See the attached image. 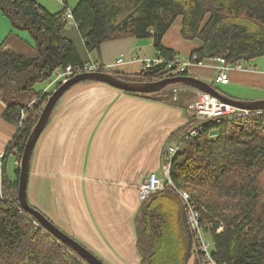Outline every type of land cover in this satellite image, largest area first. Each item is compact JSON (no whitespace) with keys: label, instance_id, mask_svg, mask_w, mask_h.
I'll return each instance as SVG.
<instances>
[{"label":"trees","instance_id":"obj_1","mask_svg":"<svg viewBox=\"0 0 264 264\" xmlns=\"http://www.w3.org/2000/svg\"><path fill=\"white\" fill-rule=\"evenodd\" d=\"M67 7L50 12L37 0H0V11L13 28L30 32L36 52L27 56L3 46L16 37L13 32L0 46V97L6 105L1 116L18 128L5 152V157L16 156V179L0 176V264H89L37 226L38 220L18 201L20 159L54 91H49L50 83L40 91L35 86L51 82L58 68L86 63L74 41L63 34ZM71 11L90 53L98 52L105 40L128 34L151 37L157 56L174 59L176 53L163 45V37L182 16L183 38L202 43L191 53L197 62L220 56L229 63H249L264 56V0H78ZM241 17L254 28L240 22ZM198 68L202 67L181 75L196 76L192 72ZM170 71L162 64L116 75L152 82L170 77ZM205 71L215 75L213 69ZM208 77L211 81L205 80L222 92L215 76L214 80L211 73ZM189 89L194 88L172 85L150 93L125 92L186 109ZM187 116L189 122L171 135L181 142L171 165L174 186L150 193L136 215L140 264H189L191 259V264H204L201 252H196L197 234L189 224L188 207L176 189L190 193L203 232L212 239V257L219 264H264V115L199 121L197 134L185 137L195 121Z\"/></svg>","mask_w":264,"mask_h":264},{"label":"crops","instance_id":"obj_2","mask_svg":"<svg viewBox=\"0 0 264 264\" xmlns=\"http://www.w3.org/2000/svg\"><path fill=\"white\" fill-rule=\"evenodd\" d=\"M37 1L51 12L66 5L71 9L77 3ZM182 27L183 17L177 16L163 37V45L180 61L202 46L199 39H184ZM15 31L11 26L3 33L7 36L13 32L18 38ZM70 35L83 62L90 56L106 65L115 64L122 56H157L151 37L123 34L105 40L98 52L90 53L81 34ZM10 42L6 48L14 50ZM141 69L139 61L125 62L112 73L133 74ZM195 72L215 76L203 68ZM233 79L264 89L261 72L239 73ZM5 107L0 97V176L14 181L18 162L12 153L5 157V152L15 128L1 116ZM187 114L186 109L132 95L103 82L85 81L73 86L56 103L36 143L27 188L29 203L106 264H140L135 224L142 203L140 188L150 172L162 174L166 145L169 140L176 143L171 135L187 123ZM10 161L14 173L9 171Z\"/></svg>","mask_w":264,"mask_h":264},{"label":"built area","instance_id":"obj_3","mask_svg":"<svg viewBox=\"0 0 264 264\" xmlns=\"http://www.w3.org/2000/svg\"><path fill=\"white\" fill-rule=\"evenodd\" d=\"M66 16L69 19L74 20L71 9H68ZM139 61L142 65V69L152 68L158 65H166L168 69H171V76L181 75V73L185 70H189L192 67H202V68H210L215 71V81L220 84H228L230 83V72L237 71L240 67L237 66H245L241 63H229L227 62L225 57H216L211 60V62H197L196 55H189L185 60L180 61L177 58L167 60L165 57L154 56L149 58H140V59H125L124 57H120L115 64H102L99 60L90 56L89 60L82 66H78L76 68H72L68 66L66 68H58L55 71V75L53 80L50 82V86L61 85L66 82L73 76L84 73V72H108L112 73L114 67L119 64H123L125 62H133ZM234 65V66H232ZM197 99H194L190 102L186 108L187 113L190 115L192 119L195 121L189 125L188 131L185 135L187 136H195L197 134L196 125L199 121H220L222 118H233L235 116H246L252 113H256L258 115H264V108L257 110H250L237 107L233 104L227 103L219 99L218 97L212 95L209 92L199 91ZM25 110H23L24 114ZM26 114V112H25ZM189 122V119H188ZM180 143L168 144L166 145L167 151L163 154L161 170L162 174L157 173L156 171H152L149 173L148 178L145 183L142 184L140 188L139 196L143 200L150 193L155 192L157 190L163 189L166 186H174L170 179L171 165L172 161L175 157V154L180 146ZM178 194L180 195L182 201L188 207V221L191 225L192 229L196 232V252H201L202 257L204 258V264H219L212 257V248L209 249L210 244L205 241L204 238V230L199 220V215L192 207L191 203V195L189 192L185 190L176 189ZM37 226L44 227L39 221L35 222ZM45 228V227H44Z\"/></svg>","mask_w":264,"mask_h":264},{"label":"water","instance_id":"obj_4","mask_svg":"<svg viewBox=\"0 0 264 264\" xmlns=\"http://www.w3.org/2000/svg\"><path fill=\"white\" fill-rule=\"evenodd\" d=\"M85 81H98L107 83V85H111L118 89H122L124 91H132L139 93H150L159 91L166 87L172 85H187L196 90L209 92L212 95L218 97L224 102L233 104L237 107L257 110L264 108V98L263 99H255V100H242L238 98H233L221 93L217 88H215L211 83L202 80L199 77L192 75H177L166 77L158 81L152 82H142V81H132L126 80L114 73L108 72H84L77 74L66 80V82L62 83L57 89H54L53 93L50 95L47 103L43 107L41 112V116L39 117L35 127L31 131L29 135L24 152L22 154V158L20 159V175H19V188H18V201L20 202V206L29 214H32L34 218H36L54 237L61 240L70 246L73 251L75 250L82 258H84L89 264H106L103 260H101L95 253L90 251L83 244L78 242L76 239H73L70 235L61 230L57 225H55L49 218H47L41 211L33 207L29 201L27 196V188L29 182L30 168H31V159L33 155V151L35 149L36 143L41 136V133L46 128L54 107L56 103L60 100V98L73 86L85 82Z\"/></svg>","mask_w":264,"mask_h":264},{"label":"rangeland","instance_id":"obj_5","mask_svg":"<svg viewBox=\"0 0 264 264\" xmlns=\"http://www.w3.org/2000/svg\"><path fill=\"white\" fill-rule=\"evenodd\" d=\"M77 2H78V0H77ZM239 21L250 24L245 19V17H243V18L241 17ZM3 24H4V26H3ZM250 25H251V27L254 28V26L252 24H250ZM11 26H12L11 21L7 17L3 16L2 12H0V46L3 44V41L6 38V33H3V30L5 29V31H9V28ZM64 29H65L64 35L67 36L68 38H71L73 41H74V39L72 37H70L71 32L74 34L75 33L80 34L74 20L69 19L68 17H67V23H66ZM15 32L18 35V38H13L11 41L12 43L10 42V44L12 45V48H14V51L22 53V54L25 53V55H27V56H34L36 52H35V48H34V41H33V38L31 37L30 32L28 30H24V31L23 30H17ZM74 43H75V41H74ZM75 45H76V43H75ZM3 46L6 47L5 44H3ZM76 47H77V45H76ZM132 58H130V59H132ZM134 58H136V57H134ZM84 62H87V61H84ZM241 64H243L245 66H237V67H240L237 71H231L230 72V76H231L230 77V84H228V85L217 84V85L220 88H222L227 94H229L230 96L237 97L238 99H242V100H244V99L245 100H255V98H262L263 99L264 98V89H262L258 85L252 86L246 82H237L236 80L233 79V76H235L239 73H248V72H252V73H260L261 72L264 74V56L259 57V58L255 59L249 63L243 62ZM232 66H234V65H232ZM205 69H210V68H205ZM192 74H193V72H192ZM194 74L196 76L201 77L202 80L206 79L208 81H211V79L209 77H207L206 75H204L203 72L202 73L195 72ZM131 77H134V76L131 75ZM49 83H50V81L39 82L36 84L35 89L37 91L44 90L48 86ZM54 89H55V86L51 87L49 91L51 92ZM189 92H190L189 94H191V97L184 99V100L188 99L187 100L188 103L192 102L194 99H197V97H198L197 90H195V89L190 90L189 89ZM12 127H14L15 132H17L18 128L13 124H12ZM15 132H13V133L16 134ZM12 136L14 137V135H12ZM12 166H13V161H10V163L8 164L9 171L12 170V172L14 173ZM0 169H1V167H0ZM204 238H205V241L210 244L209 249L211 250L212 239H211L210 235L204 234Z\"/></svg>","mask_w":264,"mask_h":264}]
</instances>
